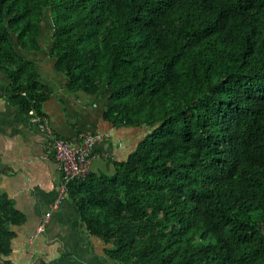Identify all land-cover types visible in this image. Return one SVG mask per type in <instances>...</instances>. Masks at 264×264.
<instances>
[{"label": "trees", "instance_id": "16d2710c", "mask_svg": "<svg viewBox=\"0 0 264 264\" xmlns=\"http://www.w3.org/2000/svg\"><path fill=\"white\" fill-rule=\"evenodd\" d=\"M45 22L68 89L150 128L114 175L68 187L108 257L264 264V0H0L2 92L29 120L49 95L26 57ZM23 220L0 192L3 257Z\"/></svg>", "mask_w": 264, "mask_h": 264}, {"label": "crops", "instance_id": "0c3cea01", "mask_svg": "<svg viewBox=\"0 0 264 264\" xmlns=\"http://www.w3.org/2000/svg\"><path fill=\"white\" fill-rule=\"evenodd\" d=\"M44 35L41 49L27 53L35 64L39 81L49 90L42 114L52 131L72 140L82 134L108 133L97 140L90 173L112 176L150 133L145 125L114 126L105 118L107 93L97 94L68 89L66 75L55 69L56 60L48 53ZM7 84L0 73V192L12 201L24 218L11 226L14 234L10 254L0 264H120L110 259L98 238L89 235L86 225L68 195L53 209L61 174L47 155L46 135L29 117L9 104L2 92Z\"/></svg>", "mask_w": 264, "mask_h": 264}, {"label": "built area", "instance_id": "2783aa9c", "mask_svg": "<svg viewBox=\"0 0 264 264\" xmlns=\"http://www.w3.org/2000/svg\"><path fill=\"white\" fill-rule=\"evenodd\" d=\"M29 114L30 121L46 135L47 155L52 157L56 169L61 174L58 195L53 204V209H56L68 195L69 184L88 176L93 160L105 155L104 152L95 153V144L97 140L108 139L110 135L96 132L82 134L72 140L62 139L52 131L44 115H36L32 111Z\"/></svg>", "mask_w": 264, "mask_h": 264}, {"label": "rangeland", "instance_id": "374dc122", "mask_svg": "<svg viewBox=\"0 0 264 264\" xmlns=\"http://www.w3.org/2000/svg\"><path fill=\"white\" fill-rule=\"evenodd\" d=\"M43 33L46 36V38H49L50 29H49V27H48L46 22H45L44 27H43Z\"/></svg>", "mask_w": 264, "mask_h": 264}]
</instances>
